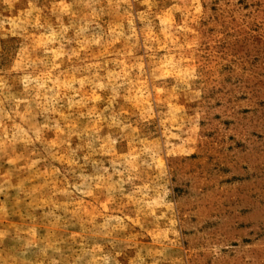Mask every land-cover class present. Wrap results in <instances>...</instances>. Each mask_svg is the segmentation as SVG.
Here are the masks:
<instances>
[{
	"label": "rangeland",
	"instance_id": "374dc122",
	"mask_svg": "<svg viewBox=\"0 0 264 264\" xmlns=\"http://www.w3.org/2000/svg\"><path fill=\"white\" fill-rule=\"evenodd\" d=\"M0 264H264V0H0Z\"/></svg>",
	"mask_w": 264,
	"mask_h": 264
}]
</instances>
